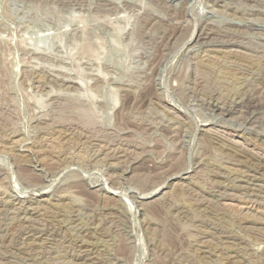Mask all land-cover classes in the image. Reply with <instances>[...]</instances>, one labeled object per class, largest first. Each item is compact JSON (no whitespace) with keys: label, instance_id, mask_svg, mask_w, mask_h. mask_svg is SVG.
Here are the masks:
<instances>
[{"label":"rangeland","instance_id":"obj_1","mask_svg":"<svg viewBox=\"0 0 264 264\" xmlns=\"http://www.w3.org/2000/svg\"><path fill=\"white\" fill-rule=\"evenodd\" d=\"M0 264H264V0H0Z\"/></svg>","mask_w":264,"mask_h":264},{"label":"bare ground","instance_id":"obj_2","mask_svg":"<svg viewBox=\"0 0 264 264\" xmlns=\"http://www.w3.org/2000/svg\"><path fill=\"white\" fill-rule=\"evenodd\" d=\"M112 191V190H111Z\"/></svg>","mask_w":264,"mask_h":264}]
</instances>
